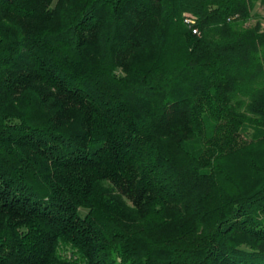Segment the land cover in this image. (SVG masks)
Returning a JSON list of instances; mask_svg holds the SVG:
<instances>
[{
    "label": "trees",
    "instance_id": "16d2710c",
    "mask_svg": "<svg viewBox=\"0 0 264 264\" xmlns=\"http://www.w3.org/2000/svg\"><path fill=\"white\" fill-rule=\"evenodd\" d=\"M0 264H264V0H0Z\"/></svg>",
    "mask_w": 264,
    "mask_h": 264
},
{
    "label": "built area",
    "instance_id": "2783aa9c",
    "mask_svg": "<svg viewBox=\"0 0 264 264\" xmlns=\"http://www.w3.org/2000/svg\"><path fill=\"white\" fill-rule=\"evenodd\" d=\"M187 21L194 22V20H193V19H191V18H188V19H187ZM194 31H196V29H194Z\"/></svg>",
    "mask_w": 264,
    "mask_h": 264
}]
</instances>
